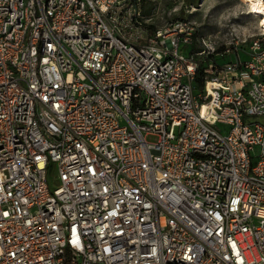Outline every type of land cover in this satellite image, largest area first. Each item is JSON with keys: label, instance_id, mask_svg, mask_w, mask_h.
I'll return each instance as SVG.
<instances>
[{"label": "built area", "instance_id": "2783aa9c", "mask_svg": "<svg viewBox=\"0 0 264 264\" xmlns=\"http://www.w3.org/2000/svg\"><path fill=\"white\" fill-rule=\"evenodd\" d=\"M128 7L0 0V264H264V25Z\"/></svg>", "mask_w": 264, "mask_h": 264}, {"label": "rangeland", "instance_id": "374dc122", "mask_svg": "<svg viewBox=\"0 0 264 264\" xmlns=\"http://www.w3.org/2000/svg\"><path fill=\"white\" fill-rule=\"evenodd\" d=\"M127 5V9L135 7L142 16L144 29L187 20L198 36L213 39L218 51L234 47L241 59L246 57L248 44L260 29L258 19L250 13L251 7L242 0H127ZM145 140L156 141L157 137L146 135ZM55 177V167L49 164L47 178L51 187L56 185Z\"/></svg>", "mask_w": 264, "mask_h": 264}, {"label": "bare ground", "instance_id": "6f19581e", "mask_svg": "<svg viewBox=\"0 0 264 264\" xmlns=\"http://www.w3.org/2000/svg\"><path fill=\"white\" fill-rule=\"evenodd\" d=\"M251 7L250 13L258 19L260 26L264 25V0H242Z\"/></svg>", "mask_w": 264, "mask_h": 264}, {"label": "trees", "instance_id": "16d2710c", "mask_svg": "<svg viewBox=\"0 0 264 264\" xmlns=\"http://www.w3.org/2000/svg\"><path fill=\"white\" fill-rule=\"evenodd\" d=\"M202 69H203V65L201 64L198 69H197V73L195 76V82H196V86L197 88H201L203 85V79H202Z\"/></svg>", "mask_w": 264, "mask_h": 264}]
</instances>
